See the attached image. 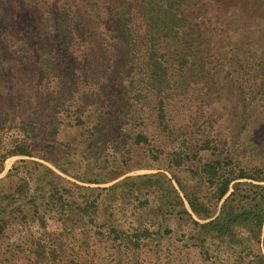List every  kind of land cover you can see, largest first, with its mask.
<instances>
[{
	"label": "rangeland",
	"instance_id": "1",
	"mask_svg": "<svg viewBox=\"0 0 264 264\" xmlns=\"http://www.w3.org/2000/svg\"><path fill=\"white\" fill-rule=\"evenodd\" d=\"M94 1L100 2V9L111 12L116 5L132 13L135 37L143 42L140 0H0V120L5 122L0 148L20 137L9 122L12 115L29 117L40 103L36 96L45 100L50 110L63 89L67 98L83 99V112L107 105L111 99L118 103L117 108L121 106L118 35L110 18L89 17L86 31L67 43L66 28L59 25L67 14L62 9L64 2L72 4L74 11L82 6L92 8ZM181 8L191 28L182 47L188 63L182 75H175L164 99L167 133L158 129L151 103L145 105L140 99L142 109L133 114V120H115L111 125L112 135L119 139H125L127 133L149 136L148 146L136 151L134 161L129 148L121 143L97 144L102 155L96 162L90 150L82 154L75 145L61 148L67 173L37 157L7 158L0 172V192L12 193L20 180L27 191L20 197L14 195L18 198L13 203L0 200V213L5 212L0 264H60V258L79 264H264L259 242L264 225L257 234L259 240L251 227H237L231 238L217 237L200 232L193 221H203L195 215L168 214L178 210L164 202L176 203L171 186L183 197L177 182L210 208L213 191L203 176H193L196 159L183 161L179 169H168L172 157L166 149L161 152L158 148L167 141L185 158V152L191 155L210 138L213 147L232 156L235 171L243 169L250 176L264 178V0H183ZM51 48L58 71L46 80L36 65L41 53ZM82 78L89 85L80 84ZM113 92H117L115 96ZM116 110L113 108V113ZM64 123L59 125L64 141L71 133L74 141L80 138L76 131L65 129ZM48 142L57 145L58 141ZM53 153L58 156L59 151ZM199 156L207 154L200 151ZM44 168L63 178L56 185L57 192L65 196L71 192L70 197H78L76 200L86 192L74 185L106 190L91 207L94 221H61L57 199L49 200L37 191ZM114 174L121 176L112 180ZM239 182L257 183L250 179ZM63 187L70 192H64ZM95 194L88 196L90 200ZM34 196L43 198L32 204ZM145 228L149 237H140L134 245V235Z\"/></svg>",
	"mask_w": 264,
	"mask_h": 264
},
{
	"label": "trees",
	"instance_id": "2",
	"mask_svg": "<svg viewBox=\"0 0 264 264\" xmlns=\"http://www.w3.org/2000/svg\"><path fill=\"white\" fill-rule=\"evenodd\" d=\"M182 2L183 0H140L139 12L144 23L142 43L137 42L135 37L133 15L125 8L114 5L110 12L107 8L100 9L98 7L100 2L94 1L92 2L94 9L93 7L82 6L73 11L72 4L64 2L62 9L67 14L63 16L59 25L61 24L62 27L66 28L64 32L65 43H67L66 40L71 41L76 35L86 31V27L90 24L89 17H93L94 20L97 18L100 21L110 18L109 21L113 22L115 29L113 32L118 35L116 44L117 49H119L117 56L120 64L117 73L121 85V93L119 94L121 106L117 108L118 103L116 104L111 99L107 105H95L90 110L83 112L81 109L83 99L78 97L67 98L63 89L61 96L57 97L56 103L50 110L46 108V101L36 96L42 104L37 103L38 106L34 107L29 117L20 118L12 115V120L9 122L10 129H16L20 137L17 140L8 142L6 147L1 146L4 150L1 152L0 148V172L7 158L27 156L48 161L58 171L67 173L62 165L64 157L61 156L60 149L74 147L73 145L82 154H85V151L88 150L93 152L96 162L99 156L102 155L101 150L97 148L99 144L108 147V145L121 143L129 148L130 154L133 155L130 159L134 161L136 151L148 146L149 136L145 132H139L133 137L127 133L125 139H119L112 135L111 125L115 123V120L117 122L124 121L125 123L133 120V114L138 109H142L140 108L142 103L140 99H144L145 105L148 102L151 103L153 106L151 115L155 117L158 129L163 134L167 133L169 124L166 120L164 99L171 89V83L175 75L179 73L182 75L188 63V58L182 54V47L188 42V37L191 36V28L181 8ZM95 9L98 11H96V14ZM21 44L23 47L26 45L24 42ZM49 50L41 53L36 65L38 73L46 80L50 78L51 73L58 71L55 50L54 48ZM80 84L87 86L89 82L82 78ZM116 93L113 92V95L115 96ZM113 108L118 109V111L116 110L113 113ZM32 114L36 115L33 117ZM62 123H64L65 129L71 128L76 131L80 138L74 141L71 133V138L64 141L66 136L59 132L62 127L59 125H62ZM3 125H5V122L0 120V132ZM48 139L58 141L57 145L49 144ZM212 142L214 141L210 138L206 139L200 148L191 155L189 154L191 152H185V158H182L181 153L173 147L168 146L167 141L163 140L161 143L163 146H158L161 152L166 149L168 155L172 157L168 169L172 167L179 169L183 161L188 162L191 157L196 159L197 167L192 172L193 176L196 177L199 174L203 176L205 182L213 191L214 204L210 208L209 204L203 203L196 195L187 194L180 182H177L183 197L179 195L174 186H171L169 191L174 193L176 203L171 204L167 200H164V202L178 210L176 212L173 210L168 214H175L180 217L185 215L189 218L195 215L200 221H203V223L193 221L198 230L202 233H213L217 237L231 238L234 236L237 227H251L258 236L257 240H259L260 235L257 234L261 233L264 225V184H261L264 182V178L250 176L243 169L235 171L232 165V156L228 153L222 154L216 146L211 145ZM55 150L59 151L58 156L53 153ZM200 151L205 152L207 156L204 158L199 156ZM127 163L124 162V164ZM120 176V174H114L112 180ZM153 178L155 176H147L149 180ZM249 179L257 183L239 182L240 180ZM59 180H63L60 175L49 168H44L38 178L39 188L37 191L43 193L49 200L52 198L57 199L60 205L61 221L64 224L71 221L81 222L86 218L94 221L91 216V213H93L91 207L96 206L95 199L101 198L102 192L106 190L74 185L77 189L86 192V196H80L79 198L82 199L76 200L78 197L76 199L70 197L72 196L70 189L63 187L64 192H70L68 196L57 192L55 188ZM21 183V180L19 183L18 181L15 182L12 193L0 192L1 202L9 201L13 203L24 190L26 192V184L24 183L22 186ZM242 186H246L247 189L242 190ZM110 189H114V186ZM230 189H232V192H229ZM16 194L18 197L14 196ZM94 194L95 198L90 200L88 196ZM38 198L42 199L43 196L31 198L32 204ZM163 198L165 199L164 196ZM183 199H186L191 212L186 209ZM218 203H221L220 207H218ZM4 215L5 212L0 213V237L5 224ZM110 232L114 233L115 230ZM149 233L150 231L147 228L137 232L134 235V245H137L140 237H149ZM259 242L262 245V251H264V233L262 240H259ZM50 252L53 255V250ZM262 258L264 259V255H262ZM60 264L79 263L72 259L60 258Z\"/></svg>",
	"mask_w": 264,
	"mask_h": 264
}]
</instances>
